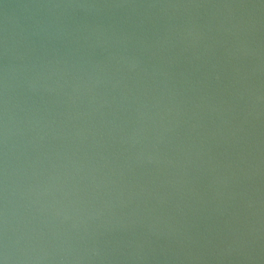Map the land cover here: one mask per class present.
I'll use <instances>...</instances> for the list:
<instances>
[{
	"label": "water",
	"instance_id": "1",
	"mask_svg": "<svg viewBox=\"0 0 264 264\" xmlns=\"http://www.w3.org/2000/svg\"><path fill=\"white\" fill-rule=\"evenodd\" d=\"M0 264H264V0H0Z\"/></svg>",
	"mask_w": 264,
	"mask_h": 264
}]
</instances>
